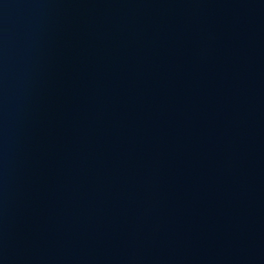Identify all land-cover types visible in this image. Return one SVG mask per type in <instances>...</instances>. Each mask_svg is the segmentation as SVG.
<instances>
[{"label":"water","instance_id":"obj_1","mask_svg":"<svg viewBox=\"0 0 264 264\" xmlns=\"http://www.w3.org/2000/svg\"><path fill=\"white\" fill-rule=\"evenodd\" d=\"M0 264H264V0H0Z\"/></svg>","mask_w":264,"mask_h":264}]
</instances>
